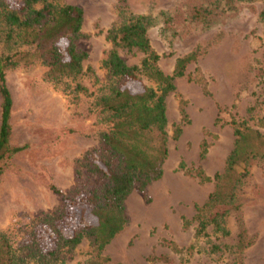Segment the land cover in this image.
Wrapping results in <instances>:
<instances>
[{
    "label": "rangeland",
    "instance_id": "obj_1",
    "mask_svg": "<svg viewBox=\"0 0 264 264\" xmlns=\"http://www.w3.org/2000/svg\"><path fill=\"white\" fill-rule=\"evenodd\" d=\"M199 1L55 0L82 8L84 36L75 47L86 52L83 68L89 66L96 81L83 73L77 81L87 93H73L46 81L44 67L36 61L5 71L12 100L9 141L23 148L0 174V231L24 242L34 233L40 246L50 248L49 228L42 221L47 214L56 217L63 233L75 227L83 211L81 193L75 195V189L81 184L92 188L99 181L85 156L101 155L99 132L105 128L89 92L96 94L107 81L100 66L109 48L105 31L118 22L116 8L124 5L131 13L151 17L147 36L152 49L162 54L156 64L163 72L170 73L176 57L194 46L199 56L174 78V89L165 96L167 156L162 175L125 198L126 223L102 251L107 264H264V160L250 159L245 167L236 190L238 208L225 217L229 234L222 236L208 226L207 237L192 236L194 205L213 189V181H201L195 171L200 168L209 177L221 171L234 138L229 120H246L264 134L259 120L264 116V23L258 17L264 0H235L233 14L216 16L208 26L189 16V8ZM119 55L128 65H138L142 57L124 48ZM139 77L142 84L155 87L142 72ZM174 124L181 128L176 139ZM202 141L207 151L200 159ZM180 161L182 168L177 167ZM243 168L239 164L237 173ZM210 243L219 249L210 251ZM189 244L192 249H186ZM90 250L85 238L55 264L83 263Z\"/></svg>",
    "mask_w": 264,
    "mask_h": 264
},
{
    "label": "trees",
    "instance_id": "obj_2",
    "mask_svg": "<svg viewBox=\"0 0 264 264\" xmlns=\"http://www.w3.org/2000/svg\"><path fill=\"white\" fill-rule=\"evenodd\" d=\"M236 4L235 0H200L188 13L193 20L208 26L216 16L233 14ZM116 14L118 22L105 31L109 48L100 60V66L108 74L107 81L96 94L89 92L93 97L91 105L105 124L99 132L101 155L88 153L85 156L89 171L96 174L99 181L92 188H85L83 184L76 187L74 194L81 193L83 211L69 233H63L56 225L55 216L49 218L47 214L42 220L49 228L50 248L40 246L34 233L24 242L16 241L7 231H0V264H23L28 260L37 264L60 263L64 261L61 255L85 238L91 250L80 264H107L108 257L102 251L126 223L125 198L133 189L143 191L147 184L162 175L167 156L165 96L174 89V78L182 76L186 64L199 56L198 46L176 57L171 72L165 73L156 64L162 54L152 49L147 36L151 17L131 13L124 5L117 6ZM258 17L264 23V1ZM82 20V8L71 3L0 0V42L4 50L0 53V174L10 166L11 156L23 148L9 141L12 100L5 71L36 61L44 67L43 78L54 87L87 93L77 79L85 72L93 77L92 83L96 77L89 66L83 68L86 52L75 47V42L84 36ZM121 48L140 52L138 65H128L119 55ZM140 72L153 80L155 87L142 84ZM180 112L185 115L183 108ZM259 120L264 126V116ZM229 123L234 138L221 171L211 177L200 168L195 171L201 181H213V189L200 205H194L193 238L207 237L208 226L222 236L229 234L225 217L238 208L236 190L247 173L245 167L250 159L264 160V134L249 127L246 120L231 118ZM180 129L179 124L173 125V139L178 137ZM206 148V142L202 141L200 159L205 156ZM239 164L244 166L240 174L236 171ZM177 167L182 168L183 162ZM48 188L58 192L51 184ZM75 197L71 201L66 199L67 203H72ZM188 223L183 221L185 226ZM192 247L193 244H189L186 249ZM218 249L216 243L209 244L210 251Z\"/></svg>",
    "mask_w": 264,
    "mask_h": 264
}]
</instances>
